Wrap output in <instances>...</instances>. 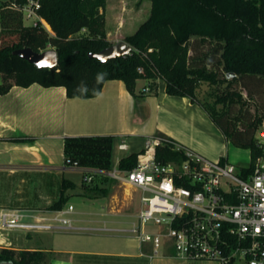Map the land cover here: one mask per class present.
I'll return each mask as SVG.
<instances>
[{
  "label": "trees",
  "instance_id": "16d2710c",
  "mask_svg": "<svg viewBox=\"0 0 264 264\" xmlns=\"http://www.w3.org/2000/svg\"><path fill=\"white\" fill-rule=\"evenodd\" d=\"M24 1L0 5L1 95L14 86L37 83L64 87L69 98L85 100L100 95L107 81L120 80L136 96L139 80L154 86L163 80L169 95L188 97L200 105L230 144L251 152L252 161L262 154L256 132L264 121V101L258 103L256 94L264 91V0H147L151 2L148 19L124 39L133 48L131 54L105 63L91 55L113 45L106 30L107 0H43L39 12L50 31L42 24H25L21 13L12 8ZM27 47L35 52L56 50L59 66L38 69L14 55L15 50ZM201 83L216 87L213 105L199 99ZM238 86L247 91L248 98ZM251 101L256 105L254 114L247 109ZM234 107L240 109L236 116ZM157 137L168 141L156 147L157 161L185 159L183 152L174 149L175 140ZM112 149V137L67 138L64 164L109 171ZM144 153L123 157L119 169L133 170ZM68 184L64 182L51 210L64 209ZM82 190L90 199L109 193L107 187L93 183H83ZM52 258L51 252L0 246V264H50Z\"/></svg>",
  "mask_w": 264,
  "mask_h": 264
},
{
  "label": "crops",
  "instance_id": "0c3cea01",
  "mask_svg": "<svg viewBox=\"0 0 264 264\" xmlns=\"http://www.w3.org/2000/svg\"><path fill=\"white\" fill-rule=\"evenodd\" d=\"M147 2L144 13L123 14L127 17L123 23L111 22L107 11L109 38L113 23L117 34L131 29L136 32L140 26L135 25H141L150 15L151 2ZM137 85L134 96L123 81L110 80L100 95L85 100L69 98L64 87L46 88L37 83L27 88L14 86L7 94H0V211L55 213L50 207L59 201L64 182L73 183L64 176L68 171L64 167L67 138L112 137V170L115 161L118 168L123 157L146 151L158 135L171 138L210 160H229L233 145L200 105L188 97L169 95L163 80L156 86L146 80H139ZM121 145L126 148L121 149ZM73 187L66 186V197ZM82 193L81 189L73 194ZM34 224H21L2 232L0 246L51 252L50 264H219L181 259L169 246H163L155 254L151 243H142L129 233H124L127 237L119 236L116 231L129 228H110L106 223L103 227L74 226V229L54 222L44 227ZM147 229L156 231L151 225ZM32 231L50 234L51 240L36 245Z\"/></svg>",
  "mask_w": 264,
  "mask_h": 264
},
{
  "label": "built area",
  "instance_id": "2783aa9c",
  "mask_svg": "<svg viewBox=\"0 0 264 264\" xmlns=\"http://www.w3.org/2000/svg\"><path fill=\"white\" fill-rule=\"evenodd\" d=\"M42 2L25 0L22 4L15 2L12 8L21 13L24 22L47 27L39 12ZM256 140L262 154L255 161L251 157L244 165L226 159L210 160L178 142L173 143L174 149L183 152L185 159L159 162L156 147L168 141L156 138L130 171L119 167L102 171L78 163L64 167L82 172L86 184H92L100 173L138 191L141 210L137 221L129 229L116 231L151 243L155 254L169 246L185 260L264 264V121ZM125 148L121 145V149ZM73 211L74 207L69 206L55 211L54 217L30 216L35 218V226L54 222L74 229L73 220L66 217ZM26 212L1 210L0 234L30 218ZM149 225L156 231H149Z\"/></svg>",
  "mask_w": 264,
  "mask_h": 264
},
{
  "label": "rangeland",
  "instance_id": "374dc122",
  "mask_svg": "<svg viewBox=\"0 0 264 264\" xmlns=\"http://www.w3.org/2000/svg\"><path fill=\"white\" fill-rule=\"evenodd\" d=\"M10 0H0V5L3 2H9ZM146 0H107V11L110 13V18H112L111 22H115V20H119L120 23L124 22L123 14L128 15V13H144V9H146L147 5ZM120 7V8H119ZM151 7V3H150ZM118 10H117V9ZM120 18V19H119ZM29 22H25L26 25H31ZM119 23V24H120ZM115 23L110 25V28H115ZM139 27L140 25H135ZM136 27V28H137ZM49 31L50 26L45 27ZM111 29L112 36L107 34L108 40L112 44H116L117 42L124 41L127 37L126 35H132L135 32L122 30V32L117 34L115 30ZM85 34V33H84ZM210 46H207L206 50L209 49ZM239 87V86H238ZM223 89V88H222ZM220 89V93L222 92ZM244 94L245 98H248L247 91L243 88L239 87ZM216 87L207 83H201L199 88L197 89V95L199 99L209 105H213L216 101ZM256 101L258 103H263L264 101V91L262 93L256 94ZM222 106H219L221 109ZM250 113L254 114L256 105L254 102H250V106L247 108ZM239 107H234L232 109V114L236 116L239 112ZM251 154L249 150L238 149L234 146L230 147L229 151V161L238 165H244L250 162ZM117 162H114L113 169H116ZM100 170V169H99ZM112 171V168L111 170ZM65 178L69 181H72L74 184L73 188H70L71 194L67 197V203L65 208L67 209L69 206L74 207V211L72 214L67 215L66 217L73 220V225L76 227H103L106 223L110 228H130L132 227V223L137 221L136 216L141 210V194L130 186L118 183L113 181L111 178L106 175L98 174L95 182L100 186L104 185L109 190V194L106 197L101 198H86L82 195L73 194L74 192L80 191L82 189L83 183V174L78 170H68L65 172ZM94 182V181H93ZM92 182V183H93ZM31 187V186H30ZM26 188V187H25ZM24 188V189H25ZM31 187L30 189H32ZM28 189V187H27ZM33 190V189H32ZM27 191V190H26ZM26 215L31 216H44V217H54L56 214L52 211L46 210H37L31 212H26ZM25 219L22 224H33L35 222V218ZM35 225V224H34ZM59 225V224H57ZM33 236L35 237V244H42L43 240H51L50 234L40 235L36 234L32 231ZM94 235H102L99 233H91ZM108 234H115L113 232H109ZM119 236L127 237V234H119ZM45 243V242H44ZM197 264H207V262L197 263ZM243 264V263H238Z\"/></svg>",
  "mask_w": 264,
  "mask_h": 264
},
{
  "label": "water",
  "instance_id": "95a60500",
  "mask_svg": "<svg viewBox=\"0 0 264 264\" xmlns=\"http://www.w3.org/2000/svg\"><path fill=\"white\" fill-rule=\"evenodd\" d=\"M132 50L133 48L128 43L120 41L107 49H103L99 54H93L91 56L105 63L118 57L127 56L131 54ZM14 55L23 58L32 65H35L38 69H54L59 66V55L54 49H49L44 52H35L33 48L27 47L15 50Z\"/></svg>",
  "mask_w": 264,
  "mask_h": 264
}]
</instances>
